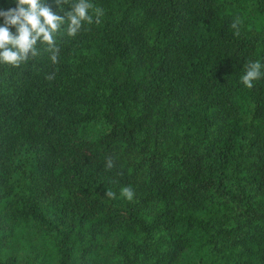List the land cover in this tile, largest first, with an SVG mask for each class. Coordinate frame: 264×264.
<instances>
[{
	"label": "trees",
	"instance_id": "16d2710c",
	"mask_svg": "<svg viewBox=\"0 0 264 264\" xmlns=\"http://www.w3.org/2000/svg\"><path fill=\"white\" fill-rule=\"evenodd\" d=\"M91 3L0 63V264H264V0Z\"/></svg>",
	"mask_w": 264,
	"mask_h": 264
},
{
	"label": "clouds",
	"instance_id": "9594fccd",
	"mask_svg": "<svg viewBox=\"0 0 264 264\" xmlns=\"http://www.w3.org/2000/svg\"><path fill=\"white\" fill-rule=\"evenodd\" d=\"M11 7H0V63L18 66L29 56L37 55V44H46L51 51L50 60L56 63L54 36L57 30L67 24V34L74 36L84 22L91 23L93 9L91 0H72L67 11L63 8L66 0H54L58 11L54 12L43 0H9ZM3 3V0H0ZM63 12V14H58ZM96 19L103 14L102 9H93ZM235 27V24L233 25ZM14 29V31H13ZM264 63L250 61L239 77L240 83L251 88L253 82L264 76ZM109 166H111L109 164ZM109 196L113 195L111 192ZM123 195L132 198L129 188L123 189Z\"/></svg>",
	"mask_w": 264,
	"mask_h": 264
}]
</instances>
